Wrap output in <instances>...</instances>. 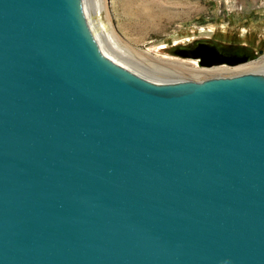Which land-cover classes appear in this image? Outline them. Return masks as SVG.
<instances>
[{"label": "water", "instance_id": "water-1", "mask_svg": "<svg viewBox=\"0 0 264 264\" xmlns=\"http://www.w3.org/2000/svg\"><path fill=\"white\" fill-rule=\"evenodd\" d=\"M0 264H264V77L156 85L104 57L81 0H0Z\"/></svg>", "mask_w": 264, "mask_h": 264}, {"label": "rangeland", "instance_id": "rangeland-1", "mask_svg": "<svg viewBox=\"0 0 264 264\" xmlns=\"http://www.w3.org/2000/svg\"><path fill=\"white\" fill-rule=\"evenodd\" d=\"M81 1L96 41L99 33L108 35L124 51L125 60L114 58L103 48L104 57L153 84L199 83L248 74L264 77V71L257 68L264 64V0ZM197 38L247 46L256 59L238 67L203 68L197 61L158 53L161 48ZM195 66L206 71L189 76L187 70ZM147 70L170 76L165 83L153 81L146 78L150 75Z\"/></svg>", "mask_w": 264, "mask_h": 264}, {"label": "bare ground", "instance_id": "bare-ground-1", "mask_svg": "<svg viewBox=\"0 0 264 264\" xmlns=\"http://www.w3.org/2000/svg\"><path fill=\"white\" fill-rule=\"evenodd\" d=\"M83 7V5H82ZM97 40H98V45L100 47V50L103 51L102 49L104 48V50L111 56H113L114 58L124 61L125 60V55H124V51L114 42V40L109 37L108 35H104L103 33H99L97 35ZM103 54V52H102ZM131 62V61H130ZM136 66L143 68L141 65H139L138 63H136ZM222 67V66H221ZM238 67V66H237ZM259 70L264 71V64L262 66L257 67ZM145 70V69H144ZM204 71H206V69H202ZM200 69H198L197 66H195L194 69L192 70H187V73L189 74V76L196 74L197 72L202 71ZM148 73L150 74L149 77L146 78H151V80L153 81H161V82H167L164 79H167V77L170 76V74L165 73L164 71L161 72H157L153 73L151 70H147Z\"/></svg>", "mask_w": 264, "mask_h": 264}, {"label": "flooded vegetation", "instance_id": "flooded-vegetation-1", "mask_svg": "<svg viewBox=\"0 0 264 264\" xmlns=\"http://www.w3.org/2000/svg\"><path fill=\"white\" fill-rule=\"evenodd\" d=\"M260 51H258V53H259Z\"/></svg>", "mask_w": 264, "mask_h": 264}]
</instances>
